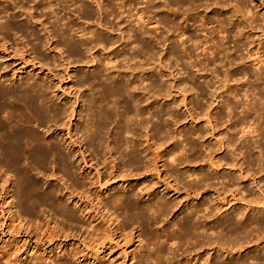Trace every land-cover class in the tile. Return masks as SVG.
<instances>
[{
	"label": "bare ground",
	"instance_id": "6f19581e",
	"mask_svg": "<svg viewBox=\"0 0 264 264\" xmlns=\"http://www.w3.org/2000/svg\"><path fill=\"white\" fill-rule=\"evenodd\" d=\"M18 1H20L22 4H24V2L25 3H30V2L35 3L36 0H18ZM38 1H39L38 4L41 3V5H43V6L47 5L46 9L43 8L44 10L48 11V12H46L47 14L44 13L47 20L49 18L55 19V20L53 19L52 22H49L50 20L48 21L50 23V26H51L50 27L51 29L49 30V28L47 29L46 26L44 27V24L42 22H39L40 18H38L39 20H36V17H35L36 11L30 13L29 23L30 22H31V24L34 23L35 26H38V24H39V26H42L41 28L44 30V37L45 38H43V36H41V34L39 33L40 31L38 32V30H36L35 28L30 27V26H26L23 24L22 25L17 24V29H19L20 31L24 32L27 35L33 36L34 41L37 43L33 46V49L36 52H39L40 49H41L40 51H43L42 48H46L45 43L46 42L50 43L51 41H53V42H56L57 44L60 45L59 46L60 49H58L60 52L59 56L66 53L67 57H70V59L73 58L74 60H76V61L78 60L81 62L84 58H86L88 56V55L85 56V53H86L85 51H87V50L90 51V48L92 51H93V49L95 51V49L98 46L99 47L102 46V47H104L103 49L105 51V47H106L105 43L106 44H112V45L116 43L118 45V43L121 42L120 39L122 38L123 42L120 45H122V47H125V49L127 50V48H128L127 46L132 44V43H130V40L133 38V42L135 44L137 42L139 44L140 39L145 40V41H147L146 39L150 40L149 45L151 47L149 48L148 47L149 45L146 46L147 50L146 49L144 50L145 45L141 42H140L141 43L140 45H142V47H140L141 50H139L140 45H138V44H137V48H136V45H132V47H129L131 49L133 47H135L136 49L139 48L138 49L139 51H145L144 53L143 52H141V53L148 54L149 59L148 58L147 59L149 61H152L150 63L148 61L147 62L148 65L154 64L153 61H156V60L158 61L156 63L161 64L160 60H161L162 55L161 54L159 55V52L161 50L160 46H163L168 41H170V42L173 41L171 44H173L175 46L172 49L169 48L170 50L168 49L169 52L167 53L168 55H166V56L168 58H171L172 57L171 55L174 52L173 53L174 56H175V54H176V56H179V59H180L179 61L184 62L183 60H181L180 57H184V58L188 59L189 61L194 60L193 63L191 64L193 66L192 68H195L197 70V72H199V74H200V72L202 74L205 73L203 71L206 70L207 68L209 70L208 64L205 65V64H203V62L199 61L200 59L202 60L203 58L204 59H210L211 61L212 60L216 61L217 59H219L218 65H220L221 68L224 66V63H227V65L231 66V68L233 67V65H236L239 68L242 66H247L248 63H251L250 65H251L252 70L254 72L253 76L255 77V84H257V87L252 88L251 86H248V82L244 80L246 75H244L242 73L243 76L241 77L242 74L237 73L239 71V69L237 72H235V71L229 72L226 74L227 79H228L227 81L229 83L234 82L235 84H234V86H229L226 84L227 94H226V96H223V97L221 96L223 98V100L220 101V103H219V105L221 104V106H219L220 113H218L216 116L212 115V111L210 113H204L203 114L204 117H207V120L204 121V123L209 125L208 130L211 134L210 136L212 138H214L216 145H218V147H219L218 150H213V149L207 150L206 155L203 159H201V157H203V156L198 155V151L196 152V148L198 147V145L196 147L195 143L194 144L191 143L192 142L191 138H192V135L194 134L193 129H190L188 132H186V134L184 136L185 137L184 142H186V146H188V148L187 147L182 148V145L179 147L178 145H174L173 142H170L168 144L167 149H163V150L158 149L161 146V143H160L157 150L156 149L153 150V146L156 144V142L151 143V140L154 139L155 136L154 135L150 136L149 132L152 133V131H153V132H156L155 134H157V133L168 134L171 127L173 125H175L174 123L178 122V121L180 122V117L175 116L174 113H171L172 112L171 109L169 111L167 110L172 105L170 107H167V108L162 107V106L159 108V106L158 107L155 106V103H157L160 100V98H162L163 93L166 92V90H167V87L164 83L163 84L161 83L159 85L158 81H153L154 77L157 74L156 73V71H157L156 64H155L156 67L152 68L151 72L149 71L150 73L146 78H143L144 75L141 76L142 75L141 71L143 70L142 66H141V69H142L141 71H140V69H138V71H137V69L135 68V71L137 73L136 72H135L136 74L133 73V69H134V67L139 65V63H138L139 61L137 62L138 64H133L135 66L133 67L132 70L130 69L131 67L128 68L131 70V72L133 73V76H134L133 79L131 78L132 80L130 81V83H128L129 79L124 80L123 79L124 77L120 78L121 76L119 75L120 74L119 70L115 67H113L111 69H113V70L117 69L118 75L114 77L111 74H106L104 80H102V78L100 76L104 72H106L105 70L107 68L106 69L104 68L105 70L102 68L104 65L101 67L104 70L103 73H102L103 70L102 71L97 70L96 73L94 71H93L94 73L91 72V75L88 76L87 79L88 80L92 79L93 81H98V82L104 83V85L107 86L105 93H104V97L108 101L106 103V102H104L105 101L104 98L103 97H102L103 99L101 98V95H103V94L98 96V97H100L99 99L104 100V101L100 102V105L102 104L101 106H97L98 109H100V110L96 113H94L95 108L92 107L93 111H91L90 110L91 107H89L90 105L88 106V108H90L89 110L95 114L94 117L96 120L95 119H94L95 121L92 120L93 122H92L91 127L89 128L88 127L89 125H88L87 128H85V129H88V128L90 129L92 136H91V139L90 138H88V139H90L89 140L90 144L94 148L97 156H99L100 153H102L101 150L103 151V149H105L104 147L107 148V143H105V140H104V131L107 129V126H109L111 124L115 125V128H116L115 133L117 134V136H116V142L114 141L115 142L114 147H113V149L110 150V152L112 150H114V151H116V153H120V149L123 147L124 148L126 147V149L128 150V151L126 150V151L122 152V149H121V153H120V158L122 159V161L120 162V166H121L120 168L121 169L118 168L119 165H116L117 164L116 158L114 157L115 158L114 159V158H112V155L110 156L109 160L112 164V170L113 171H112V173H110L109 180L106 181L105 180L106 177L100 172L98 173V175L96 174L97 176L95 175L94 178H91L92 180H94L95 185H97V186L99 185V188L101 186H106V183L111 182V181H113L115 183L119 182V183H121V185H123V186L126 185V187H128V185H129L128 180H130V179L127 180L126 178H130V177L131 178H134V177L138 178L139 177L138 179H135V180H136V182H140V180L143 178L142 175H144V174L146 175L147 172L158 173L157 176L160 179V178H162V176H160V175H162V173H163L161 168H165V171L170 172V175H168L169 173L167 172L168 177L165 173H163L166 175L165 177H167V179L166 178H164V180L162 179L163 182L160 181L162 183L160 186H159V184H157L158 186L153 185L152 188L147 189V190H145V192L141 193L142 199H145V198L147 200L152 199V202H143V200L139 197L138 194L135 193L134 190H130V191L128 190L129 192H127L126 194L113 195L112 197L109 198V200H106V202L104 201V203H103L104 208H108L109 210L111 209V211H114L115 213H119L117 215H120L123 218V220L126 221L125 224H127L129 222V223H131V224H129V226L130 225H131V227L136 226V229L134 227L132 229V231L137 230L139 232V234H138V236H134V237L130 238L133 241L132 247L136 246L137 250H143V249L149 250L148 255L146 254V255L141 256L140 261L142 264H147L148 262L150 264H162V262H165L166 264H183V263H181L182 260L181 261L177 260L179 248L177 246H176V249L175 248L172 249L170 247L167 248L166 244H165V246H164V243L161 244L160 241L163 240V238L160 236V234L156 230L153 229L155 226H157L160 223L161 224L168 223L169 222V216L171 214H174V216L177 215V217H175V218L173 217L174 220H172L173 218L171 217V220L173 221V222H171L172 223L171 227H173L174 229L169 230V228H164L162 235L166 236V235H170L171 233L173 234L175 232L178 235V237L174 236L175 239L180 238V240H179L180 242H178V243H181V241L183 240V241H186V242L194 245V248H198V250L196 249L195 251H193V252H195V254L198 253L199 251H201L203 248H205V249L208 248L209 251H214V252L219 254L217 256L215 255L211 261L208 258H206V260H204L205 264H250L249 261L250 260L252 261V259L254 260L255 258H257L256 261L258 260L259 262L255 263V260H254V263L252 262V264H264V254L259 253L256 255L257 257L250 256V254H251L250 248L252 247V244L253 243L255 244V242H257V241H260V239L261 240L264 239V232L263 231L260 232L259 236L254 235L252 230L249 227L250 223H255L256 226H258V227L261 226L264 229V185H260L259 180H258V179L263 178L262 175H264V173H263L264 172V166L263 165L261 166L260 171L257 170L258 173H251V172L249 173V171L247 173V171H245L243 168L244 166H239V160H240L239 157H242V155H244L243 150H245V153L248 154L247 156H251L252 155L251 152L253 151V145L255 146L257 144V142L259 144V142H260L259 140L261 138H264V136L262 134L261 135L259 134L260 139L257 142H256V140L254 142V136H251V134L254 133L255 129H252L251 128L252 123L250 124L251 120H253L257 125H259L260 123L264 124V51L261 48V46L258 45V47H256V49H251L252 48L251 44H249L248 47H245L243 44V41L246 39L247 36L245 35L246 37H244L242 34H239V36L234 37V39H235L234 43L236 44L237 47H240L243 51L247 52V55H246L247 57H243L242 55L235 57L234 54H232L231 51L229 50V48L227 47V42H226L227 40H225V39L221 40L220 39L219 41L215 42L213 40V37L210 36V34L208 33L207 27H202V29H204L207 32V34H204V35L202 34L203 38H201V36L199 38V36H196L197 34L195 36L192 35L190 37H187V35H186L187 30L184 27V24L186 23V21L183 19V17H184L183 15H186V11H185L186 8L185 7L188 6L189 4H195L196 5L197 3H201L204 0H148L147 5L144 9L141 8L142 6L141 7L139 6L140 8H138V3L140 2V0H110V2H111V4L109 3L110 6H108V8L106 7L104 9H101L100 13L102 15V19L112 18V20L111 19L106 20V23H108L109 26L113 27V29H111L109 27L110 30L115 31L114 28L116 27L118 31H121V32H115L117 34L116 35L117 38L114 37L113 39L112 38L109 39L108 37H107L108 38L107 39L105 37L107 34H105V35L101 34L104 32L100 33L99 29H98L99 31L95 30L97 28H95V29L92 28L93 29L92 30L91 28L88 29V28L80 27L79 21H92V20L94 21L96 19V13L92 9V3H94L92 1H94V0H91V2H90V0H38ZM115 1L120 2L117 4L118 7L114 6L112 4ZM97 2H99V1H97ZM140 4L141 3H139V5ZM56 5H59L62 8L63 12H66V10L70 11L71 8H73V6H77V7H75V8H77L76 20L72 19V17H73L72 15H74V14H71V13L73 11L70 13L71 15L68 13L70 15L69 16L70 18L67 17V15L63 16V17H67V19H66L67 22L64 21L65 18L64 19L61 17L59 18V16H58L59 12L56 13V11H55ZM211 5L209 4L208 6H211ZM36 8H38V7H36ZM124 8L129 9L128 10L129 12L126 13L127 15L125 14ZM58 9H59V7H58ZM247 10H248V8H247ZM249 12H251V11H249ZM150 15L151 16L153 15L152 16L153 19H156V17L159 18V19L155 20L156 23H153L152 20L151 21L149 19L147 20V18H151ZM188 15H189V19H190L192 17V14H188ZM36 16H38V14ZM46 18H45V20H46ZM100 19H99V21H100ZM102 21H103L102 24H104V20H102ZM94 22L96 23L97 19ZM97 24L98 23H96V25ZM99 24H98V26H100ZM124 24H125V26H124ZM9 25L10 24H8V26ZM93 25H95V24H93ZM108 25H106L105 27H108ZM202 25L203 24H201V26ZM102 26L103 25H101L99 28H101ZM201 26H199V27H201ZM13 27L16 28L15 26H13ZM62 27H65V28H62ZM124 27L126 29L129 28L128 31ZM149 27H152V28H149ZM205 28H207V29H205ZM0 29H1V26H0ZM124 29L126 32L125 31L123 32ZM171 29H176L178 34H176V36H174L172 34L169 36L168 34H170L169 32L172 31ZM188 29H190V28H188ZM113 31H111V32L113 33ZM174 31L175 30H173V32ZM205 31H204V33H205ZM77 34L79 36H77ZM118 34L121 35V38L119 37L120 39L118 38ZM111 36L112 35L110 34L109 37H111ZM188 36H189V33H188ZM76 37H79V38L77 39ZM171 37H173V40L171 39ZM143 38H145V39H143ZM189 43H191V45L187 46ZM103 44H104V46H103ZM99 47H98V49H99ZM102 47H101V49H102ZM167 47H169V46H167ZM50 48H51V46H48V49H50ZM116 48H117V46H116ZM119 48H121V47H119ZM106 49H109V47ZM110 49H112V48L110 47ZM117 49L115 50L116 53L114 52V54H113V52H112L114 50L113 49L111 51L112 54H110V56L107 54L108 58H110L111 55L112 56L114 55V58L116 56L117 59L116 58L115 59L117 61H119L121 59L119 56V54H121L120 53L121 49L120 50H117ZM56 50H57V48L55 47L52 50L50 49L49 52L53 53V51H56ZM126 50H124L125 54L127 53ZM132 50H128V51H130V53H132ZM171 50L173 52H171ZM252 50H256V51H252ZM92 51H90V52H92ZM139 51L137 52L136 50H133L132 55H130L129 59H125V62H129L131 60L134 63V60L136 58L140 59L141 54ZM56 52H58V51H56ZM124 52H122V53H124ZM165 52H167V49ZM88 54H89V52H88ZM125 54L123 56L124 58L126 57ZM122 55H121V57H122ZM118 56L120 58L119 60H118ZM176 56H175V58H176ZM233 56H234V58H232ZM76 57L78 59H75ZM96 57L99 58V56H96ZM123 57H122V59H123ZM92 58H91V60H92ZM108 58H107V60H108ZM122 59H121V62H119L121 65H123L122 63H124V59L123 60ZM144 59H146V58H144ZM109 60L111 61V62L108 61L109 63H112V62L115 63L116 62V60L114 62L113 60H111V58ZM92 61H97V60H92ZM145 61H147V60H145ZM174 62H176V61H174ZM109 63L106 65H110ZM113 63H112V65H114ZM140 63H141V61H140ZM100 64H103V63H100ZM100 64H98V66ZM98 66H97V68H98ZM162 67H163V65H162ZM157 68H160V66ZM163 68H165V67H163ZM98 69H100V68H98ZM183 70L181 72H183ZM208 70H206V72ZM214 70L216 71V69H214ZM214 70H213V72H214ZM113 72H112V74H113ZM109 73H111V72L109 71ZM202 74H200V75H202ZM85 76H86V74H85ZM189 76H191V74ZM160 77L162 78V76H160ZM83 78H85V77H83ZM138 79L141 81L140 82L141 84H138ZM80 80H81V78H80ZM144 82H147L148 85H147V87L141 88V86ZM204 82H205L204 88H205V90H208L211 83H212V80H208L206 77L204 79ZM82 83H83V81H82ZM188 83L185 85L187 86ZM79 84H81V83H79ZM85 84H87V83H85ZM255 84H254V86H256ZM83 85H84V83H83ZM196 86H198V85H196ZM12 88L13 87H11V89ZM14 88H15L14 90L12 89L13 92H9L10 90L7 91V89H4V88L0 89V113H4V115H5V113L7 114L5 116V119L0 121V162L3 164V167L7 168L8 171H11V172L13 171L16 174L17 178L19 179L18 180L19 185H20V183L22 185V187L19 186L22 189L19 193L21 195V198L19 200L20 204H18V202H17V206L19 207V209H18L19 211H17L18 214L15 212L16 216L15 215L14 216L16 218L14 216L13 217H14V219H17L19 217L20 211H23V212H26L27 216L31 215L30 219H31V217L34 218L35 215L37 216L35 211H38L44 204L47 205L46 203L52 202V204L55 207H57V210L61 211V213H63V217H65V219L70 220L73 223H81L79 216H77V214H75L74 210H72V209L67 210L68 208L66 209V211L64 210L67 206L63 204L64 206H66V207H64L62 205L63 202H61V199H60L61 195L60 196L58 195L59 197L57 196V189L58 188L56 189V187H49L48 189L43 190L41 192L39 187H37L34 183L28 182L30 180H27V175H26V170H25L26 169V162L30 161L29 159L32 160V163H33V161H34V163H37V164L39 163V166L41 165L40 167H44V168H47V166L49 165L50 162L58 161V165L61 168L60 170H62L61 172L64 173L67 180L72 181L74 187H76L77 189L78 188L82 189L83 187H85L84 181L81 182L80 180H77L75 178L76 174H74L72 167L69 163V157L70 156L68 157L67 155H65L59 149V147H57L54 143H53L54 145H52V144L47 145V143L45 145L44 142H46V141L43 140L44 138L41 137L36 131H34V129H31L30 128L31 126H29L30 124L32 125V123H34V124H37V126H41V127L43 126V128H44V126H47L46 125L48 123L47 121H49L50 119L52 120V119L58 118L61 115H65L66 111L63 110L62 108H59V107L55 108L54 107V105L51 103L50 97H48V91H47L48 89L45 87V85L38 84L37 82L29 83V82L22 81ZM9 89H10V87H9ZM189 90H191L193 93H195L193 91V88L192 89L190 88ZM199 90H200V92H204V94H205V91L203 90V88H200ZM199 90H197V92ZM210 91H211V89H210ZM200 95L203 96L202 94H200ZM97 98H95V101ZM186 98H187V96L183 97L184 102H185ZM151 99H153V101H151ZM90 100H92V99H90ZM99 101L100 100H98V102ZM169 102L171 104H173L172 101H169ZM212 104H215V102ZM212 104H210V105L212 106ZM184 107H187V104L184 105ZM120 109L124 110L125 114H127L129 117L124 118V117H122L121 113H120V115H121L120 116L119 115ZM96 110H97V108H96ZM88 114L90 115L91 113H88ZM1 116H3V115H1ZM167 116L168 117L171 116V118L174 117V121L172 119V121H173L172 124H171V122H168L167 119H165V117H167ZM203 116H202V118H204ZM189 117H190V121L192 123L195 122L196 118L193 116V114H189ZM91 118H92V116H91ZM225 118L228 119V122L232 123V126H231L232 132L233 133L236 132L237 136L239 135L238 136L239 138H235L232 135H230L226 138L225 137L221 138V136L218 137L219 136L218 134H220L219 132L217 133V131L219 129V128H217L218 123L221 122L222 120H224ZM197 120H200V118H198ZM255 123H253V125H255ZM56 124H58V123H56ZM261 126H264V125H261ZM48 129H50V128H48ZM260 129L264 134V131H263L264 128H262V127H259L255 131L257 132V130H259V132H261ZM142 130L144 131V133H145V131L147 132V134L143 133L144 135H146V140H145L144 144L147 143L146 146L142 147L143 149L141 148V146H142V137H141L142 134H140V136L138 135L139 132H141ZM88 131L89 130H87L86 133H88ZM228 132H230V130H228ZM125 134H133V137L134 136H136V137L133 140L129 141V139L128 140L125 139V137H124ZM90 135L88 134V136H90ZM217 137H218V139H217ZM172 138L174 139V137H172V136H167V139L165 138L166 140L165 139L164 140L170 141V140H172ZM165 141H163V142H165ZM261 141H264V140H261ZM171 143H173V144H171ZM260 143H262V142H260ZM262 144H264V143H262ZM165 145H166V143L164 144V146ZM259 146H260V144H259ZM256 147H258V146H256ZM100 148H101V150H99ZM230 148L234 149V152L239 151V154H238L239 157L237 158L233 155L234 160H233V163H231V164L229 163V160L227 157H222L223 155L221 153H218L219 151L220 152L226 151V149L228 150ZM188 153H190V154L187 155ZM82 155H84V154H82ZM84 157L85 156H83V158ZM250 158H251L250 159L251 161L249 160L248 163L251 162L253 165L254 164L256 165V162H259V160H257V158L255 160L252 157H250ZM230 160H232V159H230ZM84 161H83V163H84ZM199 162H201V163L204 162V164H206L208 166L209 170L208 171L199 170V172H197L196 167L198 166L197 164H199ZM251 163L248 165H251ZM2 164H0V165H2ZM183 164L186 166L183 167L182 166ZM200 167H202V166H200ZM184 169L185 170L187 169V170L184 171ZM123 170H125V171H123ZM227 171H228V173H225ZM221 172H222V174H221ZM237 172L239 173L238 175L236 174ZM259 172H260L262 178L259 177ZM172 174H175L177 178L178 177L182 178V176L186 177V175L188 176L186 178H190L189 180H191V178H193L190 182L191 186L190 187L183 186L180 184V182L178 183L179 180H176L177 183L174 182V184H171L169 179L170 178L171 179L176 178V177H173L175 175H172ZM146 176L144 178H146ZM159 179H156V180L159 181ZM92 180H91V182L93 183ZM135 180H133V181H135ZM217 180L220 182L221 186H225V189L227 191L223 190V192H222V190L220 188L214 187V183L216 184V182H214V181H217ZM236 180L240 181L238 183L239 185L246 183L248 181H252L254 183V187L256 189H258L257 192L255 193L254 197L253 198L251 197V199H249V200H247L243 195L237 198V193H236L237 191L236 190H238V189H236V190L232 189V187L235 186L234 183ZM113 182H111V183L113 184ZM130 183H132V182H130ZM92 185H94V184H92ZM110 186H112V185H110ZM236 187H238V186H235V188ZM3 189H5V188H3ZM126 189H128V188H126ZM201 189H203V191H204V189H207L205 192L202 193L203 195H206V196L208 195V193L214 192V194L217 195V199L216 200H206L205 199L206 201L202 202L200 205L196 204V206L194 205V207L190 208L189 210H184V211L182 210L181 211L182 207H180V205H182V206L184 205L183 204L184 202H181L182 196L186 195V197L188 199V200L186 199V201L194 200L192 197L193 194L197 193L196 196H199ZM65 190H66V188H65ZM100 190L98 191V194L96 196V199H95L96 201L93 199L90 200L89 196L86 197L87 200L89 199V202L87 205H85V203L81 202L82 199L80 198L76 202V204L78 205V208L85 210L84 212H87V210L89 209L88 205H90V204L93 205L94 201L97 203L94 206L97 207L100 204L97 198H98V196L102 197V193H100ZM158 190H161V191L157 192ZM225 191L231 193L232 201L237 202V203L243 202L242 205H244V206L238 210H235V211L229 213V211L232 207L227 208V206L230 205L231 203H229L227 201L226 197H223ZM201 192H202V190H201ZM251 194H249V195H251ZM67 195L70 197L72 194H71V192L69 194L65 193V196H67ZM196 196H195V198H197ZM173 197H176L175 201L171 199ZM8 198H10V197H8ZM70 198H73V201L76 199L74 196L70 197ZM258 205L259 206L261 205V207L260 208L257 207ZM221 206H222V208H226L227 212L225 214L221 213V208H220ZM58 207H60L61 210ZM255 208L259 209L258 212L260 213V216L253 217V216L249 215V212L254 210ZM113 215H115V214H113ZM84 217H88L87 213H86V216H84ZM35 218H34V220H35ZM87 219H89V218H87ZM29 223H30V221H29ZM39 223L40 222H38V224ZM38 224H37V227L40 229V226H38ZM89 224H91V222ZM28 227H29V225L27 227L21 225L20 230H22L25 233H28L29 232L28 230L30 229ZM47 227H48V225H47ZM32 228H33V226H32ZM46 230L44 231L45 232L44 235L50 236L53 230L49 229V230H51V233H49L48 231L46 232ZM34 231H30V232H34ZM109 236L111 237V234ZM160 237L162 238L161 240H160ZM260 237H262V238H260ZM137 238H138V240H136ZM141 238H142V240H144V243H145V244H143V246H142L143 241H141ZM158 239H159L158 243H160V244H158L157 250L155 251V256L153 258L152 254L150 252L152 249L151 248L149 249V245L152 243L151 241H155V240L157 241ZM103 240L107 241V239H103ZM171 240H173V238ZM174 240H173V242H174ZM101 241H102V239H101ZM132 241H130V243ZM183 241H182V244L180 246L186 245V242L184 245ZM167 244H169V243H167ZM175 244H177V243H175ZM177 245H179V244H177ZM187 245H189V244H187ZM259 247H260V245L256 246V248H259ZM155 249L156 248L154 247L153 250H155ZM56 250H58V249H56ZM32 251H34V250H32ZM31 253L32 252L30 251V253L27 255H29L31 257V255H30ZM184 254L186 255V253H184ZM243 254L245 256H243ZM34 255H36V254H34ZM34 255L32 256V259H31L34 261L33 263H35V264L40 263L41 257L39 256V258H40L39 259L38 256L36 258V257H34ZM189 255H191V251H190V253H188L186 255L185 258L187 259V257ZM74 256L72 259L70 258L68 261H66L64 258V261L63 260L60 262L58 261L59 262L58 264H72L70 262V260L71 261L73 260V262H75V263L81 262V264H86L88 262L90 264H98L97 262H95V260L84 259V258H82V256L80 258H75ZM198 256H200L199 253L196 257H198ZM47 258L49 259L48 260L49 263H47V264H54L51 255L47 256ZM200 258H201V256H200ZM235 258H237V259H235ZM179 259H181V258L179 257ZM48 261L46 260L45 262H48ZM25 262L26 261H23L21 263L24 264ZM45 262L41 261V263H44V264H45ZM165 263H163V264H165Z\"/></svg>",
	"mask_w": 264,
	"mask_h": 264
},
{
	"label": "rangeland",
	"instance_id": "374dc122",
	"mask_svg": "<svg viewBox=\"0 0 264 264\" xmlns=\"http://www.w3.org/2000/svg\"><path fill=\"white\" fill-rule=\"evenodd\" d=\"M97 1H99L100 3ZM97 1L96 0L92 1V2H94V3H92V9L96 13V19H97L96 23H98V24L100 23L99 25L100 26L103 25V26L101 28H99L100 26H98V24L96 25V23L94 22V21H96V19H95L94 21L93 20L92 21H79L80 27L88 28V29L97 28L95 30L99 29L100 31L99 30L98 31L100 33L104 32L101 34H104V35L107 34L105 36L106 38L107 37L109 39H111V38L113 39L114 37L117 38V36H116L117 34L115 32H121V31H118L116 27L114 28L115 31L110 30L109 27L111 29H113V27L109 26L108 23H106V20H109V19L112 20V18L102 19V15L100 13L101 9H104L106 7L108 8V6H110V4H111L110 0H97ZM147 1L148 0H140L139 3H141V4L143 3V4L139 5V3H138V8H140L142 6L141 8L144 9L147 5ZM38 2L39 1L36 0L35 3L34 2L25 3L24 2V4H22L18 0H0V26H1V29H0V89L4 88V89H7V91L10 90L9 92H13V90L15 89L14 87H16L22 81L29 82V83L37 82L38 84L45 85V87L48 89L47 90L48 91V97H50L51 103L54 105V107L55 108L59 107V108H62L63 110L66 111L65 115H61L58 118H55L52 120L50 119L51 121L50 120L47 121L48 122L46 124L47 126H44V128H43V126L42 127L37 126V124H34V123H32V125L30 124L29 126H31L30 127L31 129H34V131H36L41 137L44 138L43 140L46 141V142H44L45 145H46V143H47V145L48 144L49 145L55 144L57 147H59V149L65 155H67L68 157L70 156L69 157V163L72 167L74 174H76L75 178L77 180H80L81 182L84 181L85 187L82 188L83 190L79 189V188L77 189L76 187H74L72 181L67 180L64 173L61 172L62 170H60L61 168L58 165V161L50 162L49 165L47 166V168H44V167H40L41 165L39 166V163L38 164L34 163V161L32 163V160L29 159L30 161L26 162V169L25 170H26L27 180H30L28 182L34 183L37 187H39L41 192L43 190L48 189L49 187H56V189L58 188L57 189V196L61 195L60 199H61V202H63L62 205L64 204L67 206L66 207L63 205L64 207H66L64 210L66 211L67 208H68L67 210H69V209L74 210L75 214H77V216H79L81 223H73L70 220L65 219V217H63V213H61V211H58L57 207H55L52 204V202L46 203L47 205L44 204L43 205L44 207L42 206L38 211H35V213L37 214V216L35 215L36 218L34 217L36 221L34 220L33 217H31V219H30L31 215L27 216L26 212H23V211H20V213H19L20 218L18 217L17 219H14V217L16 216L15 212L18 214L17 211H19L18 210L19 207L17 206V202H18V204H20L19 200L21 198V195L19 193L22 190L20 188V187H22V185H21V183L19 185V181H18L19 179L17 178L16 174L13 171L12 172L8 171L7 168L3 167V164L0 162V164H2V165H0L1 166L0 167V179H1L0 180V264H15V263L16 264H23V263H21L23 261H26L24 264H35V263H33L34 261L31 260L32 256L34 254H36V255H34V257H36V258H37V256H38V258H39V256L41 257V259L39 258L40 263H37V264H44V263H41V261H43V262H45L46 260L48 261L49 259L47 258V256H50V255L53 259L54 264H58L62 260L64 261V258L66 261H68L70 258L72 259L74 255H75L74 256L75 258H80L82 256V258H84V259L95 260V262H97L98 264L99 263L100 264H142L140 261L141 256L146 255V254L148 255L149 250H145V249L137 250L136 246L132 247L133 241L130 238H132L134 236H138V234H139V232L137 230L132 231V229L134 227L136 229V226H132V227H131V225L129 226V224H131L129 222L127 224H125L126 221L123 220V218L120 215H117L119 213H115L114 211H111V209L109 210L108 208H104L103 203H104V201L106 202V200H109V198L112 197L113 195L126 194L130 190H134L135 193L138 194L139 197L142 199L141 193L145 192V190H147V189L152 188L153 185L158 186L157 184H159V186H160L162 184L160 181H162V179L164 180V178L167 179L168 175H170V172L165 171V168H161L162 172L165 173L166 175H167V172L169 173L167 175V177H165L166 175L162 173V175H160V176H162V178H160L161 180L157 176L158 173H155V172H147L146 173L147 176L145 174L142 175L143 178L140 180V182H136V180H135V179H138L139 177L138 178L137 177L131 178L129 176L130 178H126L127 180L130 179V180H128L129 185H130V186L128 185V187H126V185L125 186L121 185V183H119V182H118L119 184L117 182L115 183L111 180L110 181L113 182V184L111 182H107L106 186H101L100 188H99V185L98 186L95 185L94 180H92L91 178H94V176L96 174L98 175L99 172L102 173L106 177L105 178L106 181L109 180L110 173H112V171H113L112 170V164L109 160L111 155H112V158H114V157L116 158V163H117L116 165H119L118 168L121 169L120 168L121 167L120 162L122 161V159L120 158L121 149H122V152L126 151L127 149H126V147L121 148L120 153H116V151H114V150H112L110 152V150L113 149V147H114V143L116 142V136H117V134L115 133L116 128H115L114 124L107 126V129L104 131V140H105V143H107V148L104 147L105 149H103V151L100 148L99 150H101L102 153H100L99 156H97L94 148L91 146L89 140L91 139L92 134H91L89 128L91 127L92 122L96 120L94 117L95 116L94 113H96L100 110V109H98L97 106L102 105V104L100 105L101 101L105 100L104 102L107 103L108 100H106L104 97V93H105L107 86L104 85V83H101L98 81H93L92 79L88 80L87 79L88 76H90L91 72H93V71L96 73L97 70L102 71L104 68L105 69L107 68L106 70L104 69L106 72H104V70L102 71V73L104 72L103 74L101 73L103 76L100 75L102 80H104L106 74H111L114 77L117 76L118 75L117 72L119 70V73H120L119 75L121 76L120 78L124 77L123 78L124 80L129 79L128 83H130V81L134 78L133 73L134 74L137 73L135 71V68L137 69V71H138V69H140V71H141L142 70L141 66H142L143 70L141 71V74H142L141 76L144 75L143 78H146L149 75V73L151 72L152 68H155L156 66L157 67L160 66V68L156 67V69H157L156 73L157 74L154 77L153 81H158L159 85L161 83L162 84L164 83L167 87V90H166V92H164L165 94L163 93L162 98L159 97L160 100L157 103H155V106L156 107L159 106V108L161 106L167 108V107H170L172 105L167 110L169 111L171 109L172 110L171 113H174L175 116L180 117V122L179 121L175 122L174 123L175 125H173L171 127L168 134H166V133L165 134H159V133L155 134L156 132H153V131H152V133L149 132L150 136L151 135L155 136V138L151 140V143L156 142V144H157V145L155 144L153 146V150H155V149L157 150L160 143H161V146L158 149H161V150L167 149L168 144L170 142H173L174 145H178L179 147L182 145V148H185V147L188 148V146H186V142H184V140H185L184 136H185L186 132H188L190 129H193L194 134L192 135V138H191L192 142L191 143H193V144L195 143L196 147L198 145V147L196 148V152L198 151V155L203 156V157H201V159H203L206 155L207 150H209V149L218 150L219 149L218 145H216L214 138H212L210 136L211 134L208 130L209 125L204 123V121L207 120V117H204L203 114L204 113H210L212 111V115L216 116L218 113H220L219 106H221V104L219 105V103H220V101L223 100L222 97L226 96V94H227L226 84L229 86H234V84H235L234 82L229 83L227 81L228 80L227 76H226L227 73L232 72V71L237 72L239 69L240 72L238 71L237 73L238 74L243 73L244 75H246L244 80L248 82V86H251L252 88L257 87V84H255V77L253 76L254 72H253L252 67L250 65L251 63H248L247 66H242L239 68L236 65H233V67L231 68V66L227 65V63H224V66L221 68V66L218 65L219 59H217L216 61H213V60L211 61L210 59H204L203 58L201 60L199 58L200 59L199 61L203 62V64H205V65L208 64V67H209V70H208V68L206 69V70H208L207 72H206V70H204L203 72H205V73L202 74L200 72V74H202V75H200L199 72H197V70L195 68H192L193 66L191 64L193 63L194 60L189 61L188 59H186L184 57H180L181 60H183L184 62L179 61L180 60L179 56H176V54H175V56L177 58L176 59L174 54H173L174 52L172 50H171V52H173L171 55L172 57L168 58L166 56V55H168L167 53L169 52V50L175 46V45L171 44L173 41H171V42L168 41L166 43L167 45L164 44L163 46H160L161 50L159 52V55L160 54L162 55L161 60H160L161 64L156 63V62H158L156 60V61H153L154 64L148 65L147 62L149 61L148 60L149 55L143 54L145 51H139V50H141L140 47H142V45H140L141 43H143L145 45L144 50L145 49L147 50L146 46L149 45L150 40L146 39L147 41H145V40L140 39L139 44H138V42L135 44L133 42V38H132L130 40V43H132V44L128 45L127 46L128 48L126 47L127 48V50H126L125 47H122V45H120L123 42V39L121 38L120 34H118V38L119 37L121 38V39L119 38L121 40V42L118 43V45L116 43L113 45L105 43V45H106L105 51L103 49L104 47H102V46H101L102 49L99 46H98L99 47V49H98V47L96 46L97 48L95 47L96 48L95 51H94V49L92 51L90 48V51H92V52H90L88 50L85 51L86 52L85 56H87V55L88 56L86 58H84L81 62L78 60L76 61L73 58L70 59V57H67L66 53L59 56L60 52L58 49H60V47H59L60 45L57 44L56 42H53V41H51L50 43L46 42L45 43L46 48H42L43 51H40L41 50L40 49L39 52H36V51H34L33 46L37 43L34 41L33 36L27 35L24 32L17 29V24L18 25L23 24L26 26L33 27L36 30H38V32L40 31L39 33L41 34V36H43V38H45L44 37V30L41 28L42 26H39V24H38V26H35L34 23L33 24H31V22L29 23L30 13L36 11L35 12L36 20H39L38 18H40L39 22H42L44 24V27L46 26L47 29L48 28H49V30L51 29L49 22H52L54 18L53 19L49 18L47 20V18L45 17V14H47L46 12H48V11L44 10L47 8V5L43 6V5H41V3L38 4ZM90 2H91V0H90ZM118 3H120V2L115 1L112 4L114 6L118 7V5H117ZM209 4L210 5L212 4V5L208 6ZM36 7H38V8H36ZM58 7H59V9H58ZM75 7H77V6H73V8H71L70 11L68 10L69 12L67 10H66V12H63L62 8L59 5H56L55 11H56V13L59 12V14H58L59 18L60 17L63 19L65 18L64 21L67 22L66 19L71 14L75 15V16L72 15L74 17V18L72 17V19L76 20L77 8H75ZM185 8H186V10H185L186 15H183L184 17L183 16L182 17L186 21V23L184 24V27L187 30V32H186L187 37H190L192 35L195 36L197 34L196 36H199V38L201 36V38H203V35L207 34V32L204 29H202V27H207L208 29L207 28H205V29H207L208 33L210 34V36L213 37V40L215 42L219 41L220 39L221 40H224V39L227 40L226 41L227 47L229 48L231 53L234 54L235 57L239 56V55H242L243 57H247L246 56L247 52L243 51L240 47H237L236 44L234 43V41H235L234 37L239 36V34H242L244 37L247 36L246 39L243 41V44L245 47H248V45L251 44V47H252L251 49H256V47H258V45H260L264 51V0H204L201 3H197L196 5L195 4H189ZM247 8L251 12H249L247 10ZM124 9L123 10L125 11V14L129 12L128 11L129 9H127V8H124ZM68 13L69 14L71 13V14L69 15ZM37 14H38V16H36ZM188 14H192V17L190 19H189ZM64 15L65 16L67 15V17H63ZM152 16L150 15L151 18H147V20L149 19L150 21L152 20L153 23H156L155 20H157L159 18L156 17V19H153ZM45 18L47 21L45 20ZM99 19L101 22L99 21ZM102 20H104V24H102V22H103ZM8 24H10V25L8 26ZM93 24H95V25H93ZM201 24H203V25L201 26ZM106 25H108V27H105ZM13 26H15L16 28H14ZM124 26H125V24H124ZM199 26H201V27H199ZM62 28H65V27H62ZM149 28H152V27H149ZM188 28H190V29H188ZM125 29L123 30V32L125 31ZM128 29L129 28H127L126 30L128 31ZM171 30L172 31L169 32L170 34H168L169 36L171 34L174 36H176V34H178L176 29H171ZM173 30H175L177 33L175 31L173 32ZM111 31H113L114 34ZM204 31H205V33H204ZM188 33H189V36H188ZM110 34L112 35L111 37H109ZM77 36H79V35L77 34ZM76 38L78 39L79 37H76ZM143 39H145V38H143ZM171 39L173 40V37H171ZM137 44L140 45L139 46L140 49L138 48L139 50L136 49ZM132 45H136V48L133 47L132 49L136 50L137 52L138 51L140 52V54H141L140 59H138V58H136L137 60L133 59L134 63L131 60L129 62H125V59H129L130 55H132V53H133V50L131 48H129V47H132ZM190 45H191V43H189L187 46H190ZM48 46H51V48H50L51 50L56 47L57 48L56 51H58V52L53 51V53H50L49 52L50 49H48ZM103 46H104V44H103ZM116 46L118 49L116 48ZM167 46H169V47H167ZM108 47H109V49H106ZM110 47L112 49H110ZM119 47H121V48H119ZM148 47L150 48L151 46L149 45ZM115 48L117 50L121 49L120 50L121 54H119L121 59L125 54L124 50H126V52H127L125 54L126 57L125 58L123 57V59H124V63H122L123 65H121L119 63V62H121V59L119 58V56H118V60L119 59L120 60L117 61L116 60L117 57L115 56V58H116L115 59L114 55L113 56L111 55L110 58L114 62L116 60V62L115 63L112 62L114 65H112V63H109L111 61L109 60L110 58H108V55L110 56V54H112V52L114 54V52L116 50ZM166 49H167V52H165ZM128 50H132V53H130V51H128ZM121 51L124 53H122ZM252 51H256V50H252ZM88 52H89V54H88ZM141 52H143V53H141ZM90 55L92 57L94 55L95 56L92 58ZM121 55H122V57H121ZM96 56H99V58ZM234 56L232 58H234ZM106 57L108 58V60ZM91 58H92V60H97V61H92ZM144 58H146V59H144ZM75 59H78V58L76 57ZM145 60H147V61H145ZM140 61H141V63H140ZM174 61H176V62H174ZM137 62L139 63V65H138L139 67L138 66L134 67L135 65H133V64H138ZM150 62H152V61H149V63ZM100 63H103V64H100ZM108 63L110 65H106ZM98 64H100L101 66L100 65L98 66ZM155 64H156V66H155ZM162 65L165 68H163ZM97 66L100 69H98ZM113 67L117 68L118 70L116 69L117 70L116 71V70L111 69ZM129 67H131L130 68L131 70L134 67L133 73L131 72L130 69H128ZM214 69H216V71ZM182 70H183V72H181ZM213 70H214V72H213ZM109 71L111 73H109ZM112 72H113V74H112ZM84 73L86 74L87 77L85 76ZM188 74L189 75L191 74L192 77L189 76ZM243 74L241 75V77L243 76ZM159 75L162 76V78ZM83 77H85V78H83ZM204 77L205 78L207 77L208 80H212V83H211L208 90H205V88H204L205 87V84H204L205 78ZM80 78L83 81L84 85H83L82 81L80 80ZM140 82L141 81L138 79V84H141ZM186 82L187 83L189 82L187 86L185 85V84H187ZM79 83H81V84H79ZM85 83H87V84H85ZM254 84L256 86H254ZM147 85H148V83L144 82L142 84V86L141 85L140 86H141V88H144V87H147ZM196 85H198V86H196ZM9 87H10V89H9ZM11 87H13L12 88L13 90L11 89ZM188 88L189 89L193 88V91L195 93H193ZM200 88H203V90L205 91V94H204V92H200V90H199ZM210 89H211V91H210ZM197 90H199L198 92L200 94H202V95L204 94V95L201 96L197 92ZM101 94H103V95H101ZM100 95H101V98L102 97L104 98V100L99 99L100 97H98V96H100ZM184 96H187L185 102L183 101ZM95 98H97L96 99L97 102L95 101ZM90 99H92V100H90ZM98 100H100V101L98 102ZM151 101H153V99H151ZM169 101H172L173 104H171ZM214 102H215V104H212ZM186 104H187V107H184V105H186ZM210 104H212V106ZM88 106L91 107V109L88 108ZM92 107L95 108L94 113L91 112V111H93ZM96 108H97V110H96ZM88 113H91V114L89 115ZM120 113L122 114V117H124V118L129 117L127 114H125V111L122 109L119 110V115H120ZM189 114H193V116L196 118L195 122L192 123L190 121ZM1 115H3V116H1ZM6 115H7L6 113H5V115H4V113H0V118H1L0 121L5 119ZM91 116H92V118L93 117L94 118L92 119ZM202 116L204 118H202ZM198 118H200V120H197ZM165 119H167L168 122H171V124L174 121V117L171 118V116H169V117L167 116V117H165ZM172 119H173V121H172ZM56 123H58V124H56ZM253 123H255V122L253 120H251L250 124H251L252 129L256 130L259 127L264 128V126H261V125H264L262 123H260L259 125H257L256 123H255V125H253ZM87 126L89 128L85 129V128H87ZM231 126H232V123L228 122L227 118H225L224 120L219 122L218 126H217V128H219L217 133L219 132L220 134H218L219 135L218 137L221 136V138L222 137L226 138V137L232 135L235 138H239L238 137L239 135L237 136L236 132L235 133L232 132ZM48 128H50V129H48ZM87 130H89L88 133H86ZM228 130H230V132H228ZM255 130H254V133L251 134V136H254V142H255V140L257 142L260 139L259 136L261 134L264 136V134L261 131V129H260L261 132H259V130H257V132H256ZM143 133H144V131L142 130L138 134L139 136H140V134H142V136H141L142 137L141 148L147 145V143L144 144L145 140H146V135H144V134H147V132L145 131V133L144 134ZM88 134L89 135L91 134V135L88 136ZM167 136H172V137H174L175 140L172 138V140H170V141L167 140L168 141L167 142V141H165L167 139ZM124 137H125V139H127V140L129 139V141H131L136 136L133 137V134H125ZM218 137H217V139H218ZM88 138H90V139H88ZM261 140H264V138H261L259 140L260 142L264 143V141H261ZM163 141H165V142H163ZM260 142H259L260 146H259L258 142L255 146L253 145V151L251 152V154H252L251 156H247L248 154L245 153V150H243L244 155H242V157H239L238 156L239 151L234 152V149H232V148H230L228 150L226 149V151H222V152L219 151L218 153H221L223 155V156L221 155L222 157H227L230 164L233 163V160H234L233 157L234 156L237 158L239 157L240 158L239 166H244L243 168L245 171H247V173H248V171H249V173L250 172L251 173H258L257 170L260 171L261 166L262 165L264 166V144H262ZM163 143L164 144L166 143V145L164 146ZM173 143H171V144H173ZM256 146H258V147H256ZM82 154H84V155H82ZM189 154L190 153H188L187 155H189ZM83 156H85L86 158L85 157L83 158ZM250 157L254 158V160L257 158V160H259V162H256V165L255 164L253 165L250 162L251 165H248V164H250V163H248L249 160L251 159ZM230 159H232V160H230ZM83 161H84V163H83ZM199 164H197L198 168L196 167L197 172H199V170H203V171L209 170L208 166L206 164H204V162H202V163L199 162ZM182 166L185 167L186 165L183 164ZM200 166H202V167L204 166V167L202 168ZM186 170L184 169V171H186ZM123 171H125V170H123ZM225 173H228V171ZM221 174H222V172H221ZM236 174L238 175L239 173L237 172ZM172 175H175V174H172ZM145 176H146V178H144ZM262 176H263V178H262ZM262 176L259 172V177H261L263 179V180L258 179L260 185H264V175H262ZM173 177H176V175ZM186 177H188V176L186 175ZM186 177L185 176L184 177L182 176V178L178 177L179 179L177 177H176L177 179L176 178H172V179L170 178L169 181L171 184H174V182L177 183L176 180H179L178 183L180 182L181 185L186 186V187H190L191 186L190 182L193 178H191V180H189L190 178H186ZM90 179L93 181V183L91 182ZM156 179H159V181H157ZM133 180H135V181H133ZM130 182H132V183H130ZM214 182H216V184L214 183L215 188H220L222 190V192H223V190H226L225 186H221V184L218 180L214 181ZM239 182H240L239 180H236L234 183V185L238 186V187H236V188H235V186L232 187L233 190L238 189V190H236L237 192L235 191L237 193V198L242 196V195L247 200L251 199V197L253 198L255 193L258 190L254 187V183L252 181H248L246 183L239 185L238 184ZM92 184H94V185H92ZM110 185H112V186H110ZM3 188H5V189H3ZM65 188H66V190H65ZM126 188H128V189H126ZM99 190H100V193H102V197L98 196L97 199H98L100 204L97 207H95L94 205L97 204L95 202L96 201L95 199H96V196H97ZM201 190H202V192H201ZM201 190H200L199 196H196L197 193L193 194L192 197L194 200L186 201V199H187L186 195L182 196L183 199L181 198V202H184L183 203L184 205L183 206L180 205V207H182L181 211L182 210L183 211L189 210L190 208L194 207V205L195 206H196V204L200 205L202 202H204L206 200H216L217 199V195L214 194V192L208 193V195L206 196V195H203L202 193L205 192L207 189H204V191H203V189H201ZM160 191L161 190H158L157 192H160ZM226 191H225L226 194L224 193L223 197H226L227 201L229 203H231L230 205L227 206V208L232 207L230 209L229 213L233 212L235 210H238L244 206V205H242L243 202L237 203V202L232 201L231 193L226 192ZM70 192L72 194L70 197L74 196L76 198L74 201H73V198H70L68 195L65 196V193L69 194ZM249 194H251V195H249ZM87 196H89L90 200L93 199L95 201H94L93 205L92 204L88 205L89 209L87 210V212H84L85 210L78 208V205L76 204V202L81 198L82 199L81 202H83V203H85V205H87L89 202V199L87 200V198H86ZM195 196L197 198H195ZM8 197H10V198H8ZM171 199L175 201L176 197H173ZM142 200H143V202H152V199L147 200L145 198ZM257 207L260 208L261 205L260 206L258 205ZM58 208L60 209V207H58ZM220 208H221L222 214H225L227 212L226 208H222V206ZM258 211H259V209L255 208L254 210L249 212V215L253 216V217L260 216V213ZM86 213H87L88 217H84V216H86ZM112 213L115 215H113ZM171 217L175 218V217H177V215L174 216V214H171L169 216V222L168 223H166V224L160 223L157 226H155L153 229L156 230L160 234V236L163 238V240H161L162 238L160 237L161 244L164 243V246L166 244L167 248L170 247L172 249L173 248L176 249V246L179 248L177 260H179V261L182 260L183 262L181 261V263H183V264H205L204 260H206V258H208L211 261L215 255L216 256L219 255L218 253H216L214 251H209L208 248H206V249L203 248L202 250L200 249L201 251L198 252L202 258L201 259L200 256L196 257L198 255V253L195 254V252H193L196 249L198 250V248H194V245L182 240L184 245L186 242V245L180 246L182 244V241H181V243H178V242H180L179 241L180 238L175 239L174 236L178 237V235L175 232L173 234L171 233L170 235H166V236L162 235L164 228H169V230L174 229L173 227H171L172 226L171 222H173L172 220H174V218L171 220ZM87 218H89V219H87ZM29 221H30V223H29ZM89 221L91 222V224H89L90 223ZM38 222H40V223L38 224ZM37 224H38V226H40V229L37 227ZM21 225L26 226V227L29 225L28 228H30V229L28 230L29 231L28 233L30 235L28 233H25L22 230H20ZM47 225H48V227H47ZM32 226L34 229L32 228ZM249 227L252 230L254 235L259 236L260 232H262V231L264 232V229L261 226L260 227L256 226L255 223H250ZM49 229L53 230L52 233H51V230H49ZM45 230H46V232L48 231L49 233H51V235L50 234H49L50 236L44 235ZM30 231H34V232H30ZM110 234H111V237L109 236ZM170 238L171 239L173 238V240L175 239L174 242ZM260 238H262V237H260ZM101 239H102V241H101ZM103 239H107V241L103 240ZM136 240H138V238ZM130 241H132V242L130 243ZM141 241H143L142 242V246H143V244H145V243H144V240H142V238H141ZM151 242H150L151 244L149 245V249L151 248L153 250L154 247L156 248L155 250L150 251L153 258H154L155 251L157 250L158 244H160V243H158L159 239L157 241L155 240V241H151ZM167 243H169V244H167ZM175 243H177L179 245H177ZM187 244H189V245H187ZM253 244H252V247L250 248V253H251L250 256L257 257L256 255L259 253L264 254V239H262V240L260 239V241L255 242L254 245ZM257 245H260V247L256 248ZM56 249H58V250H56ZM32 250H34V251H32ZM30 251L32 252L30 254L31 257L29 255H27L30 253ZM190 251H191V255H189L186 259L185 257L188 253H190ZM184 253H186V255ZM244 254H243V256L246 255V254L245 255ZM179 257L181 259H179ZM235 259H237V258H235ZM256 259L257 258L254 259L255 263L259 262L258 260L256 261ZM254 260L253 259H252V261L250 260L249 263L250 264H252V262L254 263ZM70 262L72 264H81V262L75 263V262H73V260L72 261L70 260ZM47 263H49V261L45 262V264H47ZM163 263H165V262H162V264ZM86 264H90V263L88 262ZM147 264H150V263L148 262Z\"/></svg>",
	"mask_w": 264,
	"mask_h": 264
}]
</instances>
